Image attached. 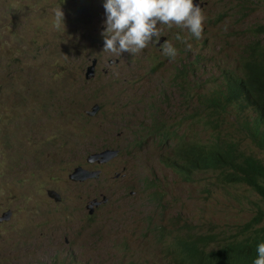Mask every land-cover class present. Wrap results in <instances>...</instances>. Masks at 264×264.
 Returning a JSON list of instances; mask_svg holds the SVG:
<instances>
[{
    "label": "rangeland",
    "instance_id": "obj_1",
    "mask_svg": "<svg viewBox=\"0 0 264 264\" xmlns=\"http://www.w3.org/2000/svg\"><path fill=\"white\" fill-rule=\"evenodd\" d=\"M123 1L0 0V65L4 68H0V79L5 76L0 82V264H83L87 260L167 264L170 240L174 243L178 234L196 238L208 232L234 234L255 213L259 197L245 185H225L211 172L197 174L191 183L181 180L180 173L164 162L175 156L181 144L160 146L142 123L152 124L147 109L156 104L170 136L185 132L190 137L196 132L200 141L207 139L200 126L192 129L189 121L178 125V107L183 102L177 98L181 61L192 60L199 51L214 57L205 68L197 67L198 83L190 89L193 95L201 93L204 88L199 85L214 81L210 77L217 75V67L234 66L247 42L264 38V33L250 30L264 24V0H194L203 5L202 11L192 4L188 7L192 0H168L175 9L194 11L193 15L207 21L203 37L192 38L194 42L185 39L189 55L183 52L179 57L178 42L191 35L169 24L181 14L169 17L156 10L151 27L164 30L150 46L165 44L167 52L175 50L162 64L147 57L148 47L135 56L115 53L106 61L99 24L114 41L127 37L118 45V53L130 55L146 43L143 33L126 35L129 27L124 24L133 23ZM108 3L118 16L101 12ZM117 17L123 24L116 22ZM16 31L24 34L14 49L11 42ZM164 34L174 36L175 43L161 42ZM28 40L31 46L25 44ZM9 50L16 58L30 52L32 69L24 72L37 73L33 80L17 78L15 82L19 94L14 98L21 104L19 122L29 131V135L26 129L18 131L15 138L5 109L6 85L11 80L7 75L12 73L2 53ZM92 54L102 60L95 65L96 76L87 80V66L94 63L87 58ZM167 101L177 107L175 112ZM95 104L99 106L96 113L87 114ZM137 129L143 132L142 140L129 135ZM126 143L140 146L130 145L132 150ZM101 150L121 155L103 164L87 161L85 153ZM80 165L96 172L95 176L99 172V178L90 183L69 180ZM103 196L105 204L91 213L88 204ZM162 228L169 232L163 231L169 236L165 240L158 233Z\"/></svg>",
    "mask_w": 264,
    "mask_h": 264
},
{
    "label": "trees",
    "instance_id": "obj_2",
    "mask_svg": "<svg viewBox=\"0 0 264 264\" xmlns=\"http://www.w3.org/2000/svg\"><path fill=\"white\" fill-rule=\"evenodd\" d=\"M23 22L24 19L18 25ZM250 30L254 33H264V25H258L255 29ZM21 34L24 33L18 31L12 33L11 44L14 49H17L16 45ZM25 44L32 45L29 40L25 41ZM238 57L241 59L240 61L237 59L236 63L239 64V67L235 71L237 73L240 71L243 76L239 78L231 76L230 68H223V71L230 91L236 96L261 93L262 96L259 97V100L252 102L256 110L255 117L241 119L243 112H240L237 114V120L231 122L228 129L222 133H215L205 128L209 125L207 121L198 120V125L207 133V139L200 141L201 138L196 134L191 135L190 140L178 136L173 145L181 144L182 148H178L175 156L167 157L164 162L166 166L179 172L181 180L185 182H193L199 173L211 172L225 185L247 186L252 193L259 197L260 201L254 204L255 213L251 220L243 226L236 227L234 234L232 232L224 236H217L214 232H208L207 236L200 235L199 238L189 234L181 236L178 234L174 243L170 240L167 264H264V158L259 157L261 153H264V40H250L243 46ZM2 61L9 62L7 68L12 73L7 75L11 80L6 85L9 99L5 109L13 136L15 138L18 131L23 132L24 129H26V135H29L27 128L19 122L21 104L19 101H15L14 95L19 94L15 83L17 78L33 80L37 76V73L34 76H29L24 72L29 73V69H32L31 54L24 52L19 58H16L12 50H9L2 53ZM18 63H21V67ZM0 68L3 66L0 65ZM183 73L189 74V69ZM4 81L5 76L0 79L1 83ZM224 101V97L216 98L215 108L216 110L221 108L222 112L226 113L228 107L224 105ZM151 109L153 123L151 125L142 123V126L146 127L149 135L160 139V146L168 147L171 139L166 124L162 121L160 112L155 109L154 105H151ZM229 114L234 116V113L230 112ZM181 118L180 123H184L182 116ZM212 127L215 128L214 125ZM80 132L83 131L80 130ZM129 132V135L137 140L143 139L141 129ZM183 135L187 137L186 134ZM10 142L13 144L15 141L11 140ZM246 142L258 149V152H251L245 146ZM135 144L140 146L138 143H130V145ZM130 145L126 143L125 147L132 149ZM163 231L168 232L166 228L158 231L163 239L169 237ZM83 264L95 263L87 260ZM97 264H106V262Z\"/></svg>",
    "mask_w": 264,
    "mask_h": 264
},
{
    "label": "clouds",
    "instance_id": "obj_3",
    "mask_svg": "<svg viewBox=\"0 0 264 264\" xmlns=\"http://www.w3.org/2000/svg\"><path fill=\"white\" fill-rule=\"evenodd\" d=\"M109 1H120V0H109ZM192 0L191 2L188 3V7L192 4L193 8L197 11H202L201 7L203 6L202 4H200L198 1H194ZM123 4L129 9V17L132 19V23L133 25H127L124 24L125 27H129V30L127 32V36L130 34V32L132 31H137L139 33H143L146 40H145V44H140L137 47V49H135V51H133L130 55H126L123 53H118V45L119 44H124V42L127 41V37L121 38L118 41H114L110 38L107 37V32L101 27V25L99 24L97 30H98V38H99V44L100 47L102 49V51L104 52V54L106 56H108V59L106 60L107 62L112 59L113 55L115 53L123 55V56H135L138 55L140 52L144 51L147 47L149 49L148 52V56H151V61H158L159 63L162 64V59H164V57L170 55L172 52H174V48L173 51L167 52L164 48H165V44H161L158 46L152 45L150 46V44L155 40V38L163 32V28H152L151 26H154L151 22L150 19L153 16V14L155 13V11L157 10V12L161 15L164 16H169V17H176L178 13H180L181 15L178 18H175L170 24L169 26L171 27H179L182 28L184 30H186L191 36L188 37H184L182 41H179L177 44V51H178V55L179 57L181 56V54L183 52H185L187 55H189V51L186 50L187 44H184L183 41L186 39L189 42H194V40L196 39H201L203 37V33H204V22L207 21V18L205 19V21H203L202 16L198 17V15H193L194 11L190 13H188L185 10L182 9H175L168 0H134V1H129V0H124ZM132 7L134 10L130 9L129 7ZM147 6H149V8H147ZM114 6L111 3L106 4L104 7H102V9H104L101 12L107 11L111 14L117 15L116 12L113 10ZM150 12V14H148ZM118 16V15H117ZM179 19V20H178ZM117 23L123 24L121 21H119V18L117 17L116 20ZM259 25H264V24H259ZM258 26V25H256ZM252 27L251 29H255V27ZM104 28L106 29V26H104ZM257 33V32H256ZM258 34V33H257ZM193 38V39H192ZM264 39V38H263ZM160 40L161 42L163 40H167L168 42H172L175 43L176 38L174 36H172L171 34L168 35H161L160 36ZM175 46V45H174ZM240 54V53H239ZM214 56V55H213ZM195 58V62L193 63V59ZM214 57H208L204 54V52L199 51L197 53L194 54L192 60H190V58H188L187 60H183L181 61L183 68H179L178 69V81L179 83L177 84L178 89L181 91V93H178V100H183V102H181L179 104L178 110L180 112V116L176 117L179 118V120L181 121L183 117V121H189L190 127L193 129L194 127L199 126L198 125V120H204L207 121V126H205V128L212 130L215 133H222V131H225L228 129L229 124L231 122H234L237 120L238 116L237 114H239L240 112H243L241 114V119L243 117H255L256 114V110L255 107L253 106V101L254 100H259V97L262 96L261 93H250L247 96H242V97H238L236 96L234 93H232L228 87V82L226 79V75L223 71V68H219L217 67V75L214 76L212 74V77H214V81H207L206 84L204 85H199V88H204L203 91L199 94L193 95L191 92L190 87L195 84L198 83V66H202V67H206L208 66V62L209 59H213ZM240 61L241 57H236L235 63L236 61ZM94 60V63L91 64ZM101 56L97 55V54H92L87 58V62H91L89 64V66H87V72L90 66H93V73L87 77V72L85 73V78L87 80H90L91 78H93L94 76H96V63H98V65L101 64ZM150 61V62H151ZM239 67V64H235L234 66H227L224 68H230V75L231 76H235V77H240L243 76L242 73L240 71H235L237 70ZM189 69V74H185L183 73L185 70ZM156 72V71H155ZM220 73V76L218 77V74ZM210 80V79H209ZM213 85V86H212ZM211 86V87H209ZM220 97H224L225 101H224V105H226L228 107V112L223 113L221 108H219L218 110H216L215 108V99L216 98H220ZM173 101V100H172ZM172 101H167V105L170 106V110L175 112L177 107L174 106L173 107V102ZM194 102V105H192ZM155 109L159 111V109H157L156 104H153ZM101 106V105H100ZM234 113V116H230L229 113ZM147 113H150V120L151 123H153V119L151 118L152 115V109H151V105L149 106V108L147 109ZM87 114L88 111H87ZM91 115V114H89ZM162 121L165 122L166 124V118L164 119L163 116H161ZM194 123V124H192ZM184 123H180L178 122V125H183ZM211 124V125H210ZM24 125V124H23ZM212 125L215 126V128L212 127ZM26 127V125H24ZM27 128V127H26ZM166 128L167 124H166ZM204 130V129H203ZM196 132H192L190 133V135H194ZM204 133L207 135L206 131L204 130ZM185 134V132L183 133ZM183 134H176L174 136H170V142L169 145H172L174 143V141L176 140V138L178 136H183L185 139L190 140L189 138V134H186L187 137H185ZM155 141L160 143V139L158 137H155ZM247 143V142H246ZM249 144V143H247ZM251 145V144H249ZM108 150H101L99 152H93V153H85L84 155L86 156V159L88 162L91 161H96L99 164H103V163H107V162H100V160H102L101 157H98V155L100 153H104ZM111 151V150H109ZM114 152H118V151H114ZM258 152V151H257ZM255 153V152H254ZM121 154H117L116 156H119ZM115 156V157H116ZM113 157V158H115ZM260 158H264V153H261V155L259 156ZM89 172V173H87ZM98 175L95 176L96 172L92 171V170H88L86 168L85 165H80L77 166L70 174V179L71 181H86V182H92V180L94 179H98L99 178V172H97ZM77 175L78 177L82 178L81 179H74L72 178L73 175ZM86 176H88V178L86 179ZM180 178V177H179ZM51 196L53 195L55 197V194L51 193ZM106 198V200H105ZM56 200L60 201L61 197H59L58 195H56ZM107 201V197L103 196L102 199L100 201H98L97 199L94 200L93 203H98V204H88L90 206H87V209L90 210L91 213H93L94 209L96 207L101 206V204H105V202ZM95 215H91L90 218H94ZM165 240V238L163 239ZM170 246V245H169Z\"/></svg>",
    "mask_w": 264,
    "mask_h": 264
},
{
    "label": "water",
    "instance_id": "obj_4",
    "mask_svg": "<svg viewBox=\"0 0 264 264\" xmlns=\"http://www.w3.org/2000/svg\"><path fill=\"white\" fill-rule=\"evenodd\" d=\"M93 66H90L89 67V69H88V72H87V77H89L93 72ZM98 105L97 104H95V106H94V108H93V110L92 111H88V113L89 114H91V115H93V114H95L96 113V110L98 109ZM118 154V152H114V151H106V152H102V153H100L99 155H98V157H101L102 158V160H100V162L102 161V162H107V161H109L111 158H113V157H115L116 155ZM87 173H89V172H87ZM72 178H74L75 180L76 179H81L82 180V178H80V177H78L76 174L75 175H73L72 176ZM88 178V176H86V179ZM105 200H106V198H105ZM93 204H98V203H93Z\"/></svg>",
    "mask_w": 264,
    "mask_h": 264
}]
</instances>
